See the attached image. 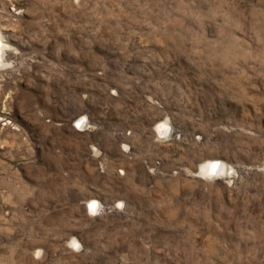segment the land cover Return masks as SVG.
Instances as JSON below:
<instances>
[{
    "label": "rangeland",
    "instance_id": "obj_1",
    "mask_svg": "<svg viewBox=\"0 0 264 264\" xmlns=\"http://www.w3.org/2000/svg\"><path fill=\"white\" fill-rule=\"evenodd\" d=\"M0 36V264H264V0H0Z\"/></svg>",
    "mask_w": 264,
    "mask_h": 264
},
{
    "label": "clouds",
    "instance_id": "obj_2",
    "mask_svg": "<svg viewBox=\"0 0 264 264\" xmlns=\"http://www.w3.org/2000/svg\"><path fill=\"white\" fill-rule=\"evenodd\" d=\"M9 45L6 43V40L3 36H0V68H11V63H4V50L7 49ZM96 205L93 204V208H95ZM72 246L76 248V250H79L80 247H82L79 242L75 239V237L72 238Z\"/></svg>",
    "mask_w": 264,
    "mask_h": 264
},
{
    "label": "bare ground",
    "instance_id": "obj_3",
    "mask_svg": "<svg viewBox=\"0 0 264 264\" xmlns=\"http://www.w3.org/2000/svg\"><path fill=\"white\" fill-rule=\"evenodd\" d=\"M164 126H165V124H163V123L160 124L158 126V130L160 132H163L164 131ZM205 168H206V170L208 172H217V171L223 170L224 169V166H223V164L220 161H218L217 159H215V160L210 161L209 164L207 166H205ZM93 204H96V201H93L90 204V206L93 207Z\"/></svg>",
    "mask_w": 264,
    "mask_h": 264
}]
</instances>
